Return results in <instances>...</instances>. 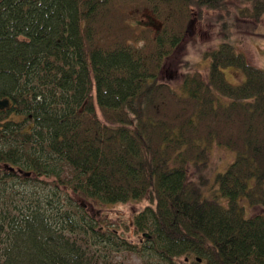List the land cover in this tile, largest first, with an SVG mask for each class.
Here are the masks:
<instances>
[{
  "label": "trees",
  "instance_id": "1",
  "mask_svg": "<svg viewBox=\"0 0 264 264\" xmlns=\"http://www.w3.org/2000/svg\"><path fill=\"white\" fill-rule=\"evenodd\" d=\"M239 1L264 21V0ZM227 8L0 0V264H114L120 251L142 264H264V69L223 42L179 88L159 79L189 22L211 10L228 28ZM228 65L244 81L229 83ZM213 145L235 158L209 183ZM242 198L258 211L244 217ZM133 201L135 239L103 212Z\"/></svg>",
  "mask_w": 264,
  "mask_h": 264
},
{
  "label": "rangeland",
  "instance_id": "2",
  "mask_svg": "<svg viewBox=\"0 0 264 264\" xmlns=\"http://www.w3.org/2000/svg\"><path fill=\"white\" fill-rule=\"evenodd\" d=\"M244 5L248 4H243L239 0H228V15L226 16L228 28L221 26L222 20H215L218 16L215 18L216 14L211 10H205L203 19L195 18L190 21L185 31V37L176 47L173 55L165 61L159 79L173 88H179L184 74L207 67L209 56L204 54L218 49L223 42L232 43L235 50L243 52L251 64L264 69V21H261L260 24H253L250 18L240 12ZM139 18L142 23L149 24L151 22L155 25L154 27L158 28L159 23L152 18L149 12L142 13ZM221 70L225 79L231 84H239L245 79L243 72L234 65L222 67ZM203 71L206 72V69ZM234 158L235 152L213 145L205 172L207 182H214L216 174L224 172ZM204 188V192L210 193L213 187L205 186ZM238 202L243 207L242 215L244 217H249L258 211L257 208L253 209L254 207L249 205L245 198L239 199ZM142 205V203L134 201L126 202L108 208L109 210L104 208L103 212L107 214L105 219L110 225L119 226V230H124L125 234L130 236L133 231L131 213H135ZM92 212L93 215L96 214L94 210ZM101 212V210L98 211L96 216L99 217ZM124 224L128 228H125ZM131 237L134 238L133 235ZM112 256L114 264H142L140 257L135 254L120 251Z\"/></svg>",
  "mask_w": 264,
  "mask_h": 264
},
{
  "label": "water",
  "instance_id": "3",
  "mask_svg": "<svg viewBox=\"0 0 264 264\" xmlns=\"http://www.w3.org/2000/svg\"><path fill=\"white\" fill-rule=\"evenodd\" d=\"M9 105V100L8 99H0V109H3L5 107H7ZM148 234L144 233V236H147ZM198 261H200V259H198ZM182 264H191V263H188L185 259L184 263Z\"/></svg>",
  "mask_w": 264,
  "mask_h": 264
},
{
  "label": "flooded vegetation",
  "instance_id": "4",
  "mask_svg": "<svg viewBox=\"0 0 264 264\" xmlns=\"http://www.w3.org/2000/svg\"><path fill=\"white\" fill-rule=\"evenodd\" d=\"M187 261V260H186ZM188 263H191L189 260H188Z\"/></svg>",
  "mask_w": 264,
  "mask_h": 264
}]
</instances>
